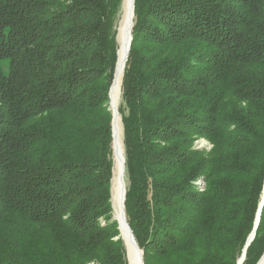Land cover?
Listing matches in <instances>:
<instances>
[{
  "label": "trees",
  "instance_id": "1",
  "mask_svg": "<svg viewBox=\"0 0 264 264\" xmlns=\"http://www.w3.org/2000/svg\"><path fill=\"white\" fill-rule=\"evenodd\" d=\"M121 1L0 0V264H128L110 202ZM131 35L118 111L143 263L236 264L264 188V0H134ZM263 253L264 205L242 264Z\"/></svg>",
  "mask_w": 264,
  "mask_h": 264
},
{
  "label": "bare ground",
  "instance_id": "2",
  "mask_svg": "<svg viewBox=\"0 0 264 264\" xmlns=\"http://www.w3.org/2000/svg\"><path fill=\"white\" fill-rule=\"evenodd\" d=\"M131 5L132 0H122L121 16L119 20L116 40L118 42L117 62L114 78L109 91V108L113 114L111 127L112 152L114 163L112 175L113 178L111 183L113 215L115 216L116 220L120 223L122 233L125 237H127V231L122 217L123 190L125 188V173L123 169L124 149L122 140V122L118 110L121 96L122 77L125 62L127 60L128 39L131 31V22L133 20L131 15ZM126 252L129 264H141L140 254L135 250V248H133L131 243H127ZM257 264H264V256Z\"/></svg>",
  "mask_w": 264,
  "mask_h": 264
},
{
  "label": "water",
  "instance_id": "3",
  "mask_svg": "<svg viewBox=\"0 0 264 264\" xmlns=\"http://www.w3.org/2000/svg\"><path fill=\"white\" fill-rule=\"evenodd\" d=\"M131 15H132V19L134 17V0H132V5H131ZM132 28H133V20L131 22V27H130V35H129V39H128V48H127V57H128V54H129V50H130V44H131V40H132ZM127 61V60H126ZM116 68V67H115ZM115 73V71H114ZM110 91V89H109ZM109 95V94H108ZM110 110V108H109ZM111 112V110H110ZM111 115L112 112H111ZM111 127H112V120H111ZM112 131V130H111ZM113 153V152H112ZM123 169H124V173H125V161L123 159ZM125 194H126V189L124 188L123 190V200H122V217H123V222L125 224V227H126V231H127V237H125L122 233V230H121V226H120V223L116 220L115 216L113 215L112 217V220L111 221H116L117 222V225H118V231L120 233V236H121V240L123 241L124 243V246H125V249H127V243H131V245L133 246V248H135V250L140 254V261H141V264H144L143 263V253L142 251L138 248L136 242H135V239L133 237V234H132V231L127 223V220H126V217H125V212H124V201H125ZM264 205V188H263V195H262V200H261V203L259 205V208H258V211H257V214H256V220H255V225H254V228L251 232V234L249 235L247 241H246V244L243 248V251H242V256L238 259L237 263L236 264H242L245 260V254H246V249L247 247L250 245V243L253 241L254 237H255V231L257 229V226H258V223H259V219H260V214H261V209ZM112 214H113V211H112ZM127 253V252H126ZM126 257H127V254H126ZM128 261V259H127ZM129 264V263H128Z\"/></svg>",
  "mask_w": 264,
  "mask_h": 264
},
{
  "label": "rangeland",
  "instance_id": "4",
  "mask_svg": "<svg viewBox=\"0 0 264 264\" xmlns=\"http://www.w3.org/2000/svg\"><path fill=\"white\" fill-rule=\"evenodd\" d=\"M121 6H122V1H121ZM120 16H121V7H120V13H119V19H118V23H117V33H118V25H119V20H120ZM117 37V36H116ZM117 40V38H116ZM118 44V42H117ZM4 70L6 71V68H4ZM120 101H121V96H120ZM119 101V103H120ZM120 106V104H119ZM121 117V116H120ZM122 136H123V126H122ZM122 140H123V137H122ZM194 147L198 150H201V151H209L211 149V146L209 145V143H207L205 140H202V139H199L195 142L194 144ZM112 160H113V153H112ZM124 161H125V158H124ZM113 166H114V163H113ZM112 175H113V169H112ZM113 178V176H112ZM112 178H111V183H112ZM124 181L125 180V175H124ZM198 183V182H197ZM125 187H126V182H125ZM110 190H111V185H110ZM204 190V185L202 184L201 182V186L198 188V191L199 192H202ZM262 200V199H261ZM110 202H111V208H112V211H113V205H112V193H111V199H110ZM118 228V227H117ZM121 237V236H120ZM264 256V253L262 254V256L259 258V260L257 261V263H259V261L261 260V258ZM127 259V257H126ZM127 261V260H126ZM128 263V261H127ZM256 263V264H257Z\"/></svg>",
  "mask_w": 264,
  "mask_h": 264
}]
</instances>
